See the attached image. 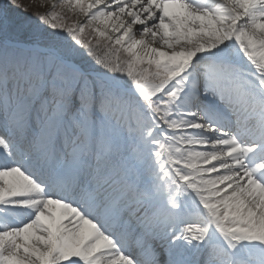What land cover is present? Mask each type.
<instances>
[{
	"label": "snow or ice",
	"instance_id": "obj_1",
	"mask_svg": "<svg viewBox=\"0 0 264 264\" xmlns=\"http://www.w3.org/2000/svg\"><path fill=\"white\" fill-rule=\"evenodd\" d=\"M0 264H264V0H0Z\"/></svg>",
	"mask_w": 264,
	"mask_h": 264
},
{
	"label": "bare ground",
	"instance_id": "obj_2",
	"mask_svg": "<svg viewBox=\"0 0 264 264\" xmlns=\"http://www.w3.org/2000/svg\"><path fill=\"white\" fill-rule=\"evenodd\" d=\"M193 2L198 6L211 7L216 5L217 0H193Z\"/></svg>",
	"mask_w": 264,
	"mask_h": 264
},
{
	"label": "rangeland",
	"instance_id": "obj_3",
	"mask_svg": "<svg viewBox=\"0 0 264 264\" xmlns=\"http://www.w3.org/2000/svg\"><path fill=\"white\" fill-rule=\"evenodd\" d=\"M30 2L35 5L39 3V0H23V3L25 4H29ZM0 220H3V217H0Z\"/></svg>",
	"mask_w": 264,
	"mask_h": 264
}]
</instances>
